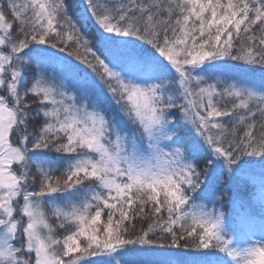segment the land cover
Segmentation results:
<instances>
[{
	"label": "snow or ice",
	"instance_id": "1",
	"mask_svg": "<svg viewBox=\"0 0 264 264\" xmlns=\"http://www.w3.org/2000/svg\"><path fill=\"white\" fill-rule=\"evenodd\" d=\"M0 264H264V0H0Z\"/></svg>",
	"mask_w": 264,
	"mask_h": 264
},
{
	"label": "trees",
	"instance_id": "2",
	"mask_svg": "<svg viewBox=\"0 0 264 264\" xmlns=\"http://www.w3.org/2000/svg\"><path fill=\"white\" fill-rule=\"evenodd\" d=\"M144 226L146 227L147 225H146V224H144ZM139 227H140V224L138 223V224H137V228H139Z\"/></svg>",
	"mask_w": 264,
	"mask_h": 264
}]
</instances>
